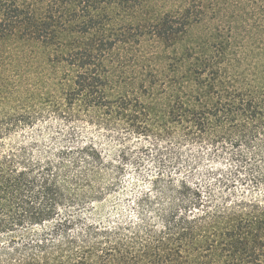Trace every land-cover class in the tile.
Instances as JSON below:
<instances>
[{
    "label": "trees",
    "instance_id": "obj_1",
    "mask_svg": "<svg viewBox=\"0 0 264 264\" xmlns=\"http://www.w3.org/2000/svg\"><path fill=\"white\" fill-rule=\"evenodd\" d=\"M78 124L151 153L129 214L103 211L130 147ZM0 264H264V0H0Z\"/></svg>",
    "mask_w": 264,
    "mask_h": 264
},
{
    "label": "rangeland",
    "instance_id": "obj_2",
    "mask_svg": "<svg viewBox=\"0 0 264 264\" xmlns=\"http://www.w3.org/2000/svg\"><path fill=\"white\" fill-rule=\"evenodd\" d=\"M60 124L57 121L47 120L34 129L18 133L11 140L17 141H34L37 140L43 145L49 144L53 141V135L59 130ZM77 135L83 141L93 140L105 151L109 159L117 162L122 159V152L126 148L128 158V167L124 173L120 174L118 188L111 190L106 196V206L104 214L112 216L127 215L131 212V201L135 194L142 188L149 184V175L155 169L157 164L151 157V153L143 154L144 163L140 169L136 168L133 162V157L138 154L134 147L137 145L136 141L127 140L126 143L118 139L114 134L106 133L89 125L78 124ZM125 143V144H124ZM234 166L229 160L222 163L214 160L212 155L207 151H200L197 148L188 147L184 149L181 160L182 171L185 173H206L209 170L218 169L220 167L231 168Z\"/></svg>",
    "mask_w": 264,
    "mask_h": 264
}]
</instances>
